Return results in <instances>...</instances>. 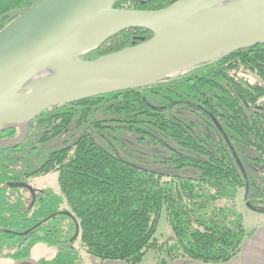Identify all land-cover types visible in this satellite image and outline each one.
Instances as JSON below:
<instances>
[{
  "label": "trees",
  "instance_id": "16d2710c",
  "mask_svg": "<svg viewBox=\"0 0 264 264\" xmlns=\"http://www.w3.org/2000/svg\"><path fill=\"white\" fill-rule=\"evenodd\" d=\"M36 0H0V15ZM176 0H115L114 8L155 10ZM15 15L0 20V28ZM114 34L77 57L93 60L151 37ZM17 129L0 132L13 137ZM166 151L172 175L124 160L122 138ZM54 144H60L47 150ZM239 161V164L238 162ZM56 174L57 190L32 193L11 182ZM264 212V44L242 48L177 77L54 106L29 124L17 146L0 148V261L53 249L40 264H158L177 259L224 263L248 231L237 197ZM165 211L171 234L154 237Z\"/></svg>",
  "mask_w": 264,
  "mask_h": 264
},
{
  "label": "water",
  "instance_id": "95a60500",
  "mask_svg": "<svg viewBox=\"0 0 264 264\" xmlns=\"http://www.w3.org/2000/svg\"><path fill=\"white\" fill-rule=\"evenodd\" d=\"M114 2L36 0L0 15H15L0 28V132L17 129L0 138V148L23 142L30 122L48 108L141 88L264 44V0H176L155 10ZM131 28L152 35L93 60L77 57ZM10 186L34 192L22 181ZM13 264L40 263L27 257Z\"/></svg>",
  "mask_w": 264,
  "mask_h": 264
},
{
  "label": "rangeland",
  "instance_id": "374dc122",
  "mask_svg": "<svg viewBox=\"0 0 264 264\" xmlns=\"http://www.w3.org/2000/svg\"><path fill=\"white\" fill-rule=\"evenodd\" d=\"M122 138L124 141V147H116L118 154L126 161L139 165L141 167L153 170L158 173H164L165 178H169L172 175H186L189 172H180L178 168H175L172 164L163 163V159L167 157V152L159 149L146 148L140 145H137L133 142L132 139L126 137ZM60 144H54L51 147H48L47 150L53 147H58ZM28 185L34 189H44L49 187L51 189L57 190V180L56 174L51 173L49 175L39 177V178H30L28 180ZM238 210L242 213L243 225L244 228L249 229L255 224H258L264 221V212H257L250 209L242 200V194L238 193L237 197ZM171 234L168 221L166 219L165 211H162L159 220L157 230L154 237L158 240H164ZM53 249L47 245L40 243L34 246L31 252V257L38 261L40 259H48L53 256ZM83 264H107L111 262L118 261H104L100 262L96 260L93 256L86 252L81 253ZM157 261L156 253L153 250H148L145 253L143 258L144 262H153ZM0 264H12L9 260L0 261Z\"/></svg>",
  "mask_w": 264,
  "mask_h": 264
},
{
  "label": "crops",
  "instance_id": "0c3cea01",
  "mask_svg": "<svg viewBox=\"0 0 264 264\" xmlns=\"http://www.w3.org/2000/svg\"><path fill=\"white\" fill-rule=\"evenodd\" d=\"M246 229V228H245ZM248 234L242 242L239 253L231 260L224 263H202L190 259H177L168 264H264V221L246 229ZM107 264H124L123 262H111ZM140 264H158L157 261L142 262Z\"/></svg>",
  "mask_w": 264,
  "mask_h": 264
},
{
  "label": "bare ground",
  "instance_id": "6f19581e",
  "mask_svg": "<svg viewBox=\"0 0 264 264\" xmlns=\"http://www.w3.org/2000/svg\"><path fill=\"white\" fill-rule=\"evenodd\" d=\"M43 74V73H42ZM42 74H38L34 79H33V81L35 82V81H37L38 80V78H40L41 76H42Z\"/></svg>",
  "mask_w": 264,
  "mask_h": 264
},
{
  "label": "flooded vegetation",
  "instance_id": "af4514ba",
  "mask_svg": "<svg viewBox=\"0 0 264 264\" xmlns=\"http://www.w3.org/2000/svg\"><path fill=\"white\" fill-rule=\"evenodd\" d=\"M1 261H5V260H1ZM13 264V263H12Z\"/></svg>",
  "mask_w": 264,
  "mask_h": 264
}]
</instances>
